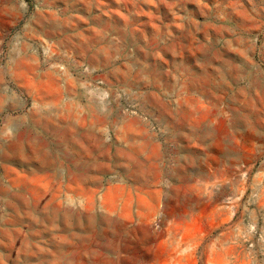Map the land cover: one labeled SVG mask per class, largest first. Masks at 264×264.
Masks as SVG:
<instances>
[{"label": "rangeland", "instance_id": "obj_1", "mask_svg": "<svg viewBox=\"0 0 264 264\" xmlns=\"http://www.w3.org/2000/svg\"><path fill=\"white\" fill-rule=\"evenodd\" d=\"M0 264H264V0H0Z\"/></svg>", "mask_w": 264, "mask_h": 264}, {"label": "crops", "instance_id": "obj_2", "mask_svg": "<svg viewBox=\"0 0 264 264\" xmlns=\"http://www.w3.org/2000/svg\"><path fill=\"white\" fill-rule=\"evenodd\" d=\"M143 215L144 217L146 216V214H142L140 210H136L135 214L133 215V218H132L133 223L136 224L137 226L139 225L137 228V231H140L142 228V225H140V217L141 216L143 217Z\"/></svg>", "mask_w": 264, "mask_h": 264}]
</instances>
